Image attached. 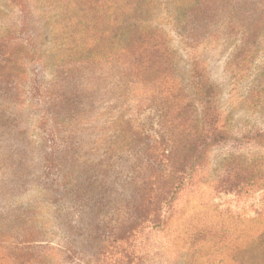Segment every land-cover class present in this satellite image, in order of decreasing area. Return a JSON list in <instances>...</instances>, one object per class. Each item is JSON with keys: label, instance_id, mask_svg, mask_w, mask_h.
<instances>
[{"label": "trees", "instance_id": "trees-1", "mask_svg": "<svg viewBox=\"0 0 264 264\" xmlns=\"http://www.w3.org/2000/svg\"><path fill=\"white\" fill-rule=\"evenodd\" d=\"M181 6L183 16L175 17V29L189 48L205 47L225 33L227 39L232 37L229 40L238 48L229 54L226 68L238 80L252 64L258 46L264 44L259 41L264 39V0H185ZM147 20L141 15V0H3L0 4V118L17 108L10 101L15 85L6 78L17 74L19 54L25 52L31 62H39L46 42L57 53L56 88L42 96L35 81L33 95L41 104L39 122H47L52 106L57 108L53 112L65 110L72 116L93 111L104 119L97 127H111L118 120L125 126V105L119 100L140 83H146L160 101L153 109L156 127L152 133L141 130V147L121 143L115 147L108 130L94 136L89 147L92 170L79 160H88L89 154L69 151L72 155L65 154L63 161L52 157V147L44 154L47 157L41 159V166L61 176L63 186L68 185L70 207L75 211L64 231L67 240L60 245L68 254L75 253V243L81 240L106 243L129 238L134 227L160 229L176 215L179 197L184 195L185 204H190L195 193L206 189L214 191V198L233 195L244 204L258 192L259 200L252 208V218L245 217L242 205L231 207L220 200L207 207L199 204L185 222L195 227L194 240L201 236L206 241L217 240L214 251H231L229 242L248 237L245 225L264 222V156L239 160L228 153L211 163L212 149L237 140L221 125L210 95L205 99L206 113L200 120L193 119L196 126L189 127L186 112L190 104L181 98V84L172 75L175 63L167 35ZM14 31L17 36L13 38ZM259 75H264V61ZM192 83L201 97L214 93L210 83ZM246 98L255 100L257 108L264 107V77L254 79ZM176 119L184 127H175ZM6 125L15 126L9 120ZM255 137L264 140V132L258 131ZM111 173L124 176V184L116 183L120 186L116 189L109 185L116 179ZM51 191L50 198L60 192L55 185Z\"/></svg>", "mask_w": 264, "mask_h": 264}, {"label": "rangeland", "instance_id": "rangeland-1", "mask_svg": "<svg viewBox=\"0 0 264 264\" xmlns=\"http://www.w3.org/2000/svg\"><path fill=\"white\" fill-rule=\"evenodd\" d=\"M183 1L141 0V15L147 17L152 27L161 29L167 35V45L171 48L175 63L172 75L181 84V98L190 104L186 112L187 123H191L189 127L196 126L193 119L200 120L206 113L205 99L210 95L209 100L223 120L221 125L230 129L232 138L237 140L212 149L209 154L211 163L228 153H234L239 160L264 156V140L254 138L258 131L264 132V107L259 109L255 106V100L244 99L254 79L264 77L259 75L264 61V44L261 42L259 50L254 53L252 64L246 66L249 68L240 73L235 81L226 68V61L229 54L235 53L238 47L229 40L232 37L227 39L228 33L222 38H212L205 47L200 45L189 48L182 34L175 29V17L183 16ZM0 4L3 5V0H0ZM16 33L11 32L13 38L17 36ZM55 56L57 53L48 42L39 62H31L29 55L21 52L17 60V74L6 78L15 85L10 101L17 108L13 109L12 115L4 112L5 117L0 118V264H264L262 221L245 225L247 230L244 232L248 233V237H238L229 242L231 251H214L219 242L217 240L206 241L202 236L198 240L193 239L192 231L195 227L185 222L188 214L191 211L194 213L199 204L207 207L220 200L223 205L228 203L231 207L242 205L240 208L245 211V217L255 216L252 208L258 203V192L244 204L243 201L237 202L233 195L214 198L211 189L195 193L190 204H185L187 197L184 195L179 197L176 215L160 229L147 227L141 231V226H138L130 230L132 235L127 239L106 243L98 239L81 240L75 243L74 254L64 252L60 245L67 240L64 231L69 221H73L75 211L70 207L73 203L68 198V185L63 186L61 176L41 166V159L47 157L44 154L49 151V147H52V157L60 161L64 160L65 154L72 155L66 153L69 151L79 155L89 154L88 160H79L92 170L95 166L90 158L93 154H90L89 147L94 136L100 130H108L106 133L112 136L115 147L120 143L123 146L132 144L141 147V130L152 133L156 127L153 109L158 107L160 101L146 88V83H140L130 92L122 94L119 100V104L124 102L126 106L123 109L127 120L125 126L118 120L111 127H97L104 119L96 116L93 111L72 116L74 113L70 115L65 110L55 113L53 111L57 108L52 106L48 108L50 118L46 116L47 122H39L41 104L36 103L33 86L36 81L42 96L44 92L49 95L54 91ZM241 76L244 77L240 79ZM192 81L212 84L214 93L201 97ZM8 120L15 126L8 127ZM195 123L200 124L201 121ZM174 126L184 127L177 119ZM54 149L56 152L52 153ZM8 153L10 157H4ZM116 155H121V152H116ZM111 174L116 179L114 183L111 181L108 184L114 189L124 184V176ZM54 185L59 187L60 192L50 198L48 194ZM106 225L100 223L101 227L108 229ZM26 251V255H23Z\"/></svg>", "mask_w": 264, "mask_h": 264}]
</instances>
